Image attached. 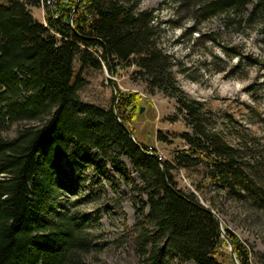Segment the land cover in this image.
<instances>
[{"label": "trees", "instance_id": "obj_1", "mask_svg": "<svg viewBox=\"0 0 264 264\" xmlns=\"http://www.w3.org/2000/svg\"><path fill=\"white\" fill-rule=\"evenodd\" d=\"M56 1L60 17L48 11L42 24L25 0H0V264H83L80 223L61 210L57 198L67 187L65 180L71 179L62 162L69 159L81 171L79 162H91L92 149L108 158L113 148L126 151L146 180L139 192L147 195V202L141 201L139 212L149 208L146 219L155 226L151 232L142 223L132 228L141 254L135 264H232L222 250L219 220L194 192L178 189L173 163L131 138L114 103L105 109L84 103L79 96L84 81L76 75V61L83 69L105 64L112 73L118 66H135L152 90L177 98L188 115L201 120L200 104L184 98L173 59L158 46L154 35L158 16L123 0H66L67 5L65 0ZM253 1L199 0L195 15L200 22L219 15L230 22ZM256 1L248 21L264 9V0ZM228 55L239 58L236 68L251 60L236 50ZM137 100L133 94H120L118 111L127 113ZM120 118L125 123L124 115ZM20 122L39 124L8 136L11 126ZM196 129L200 136L184 135L190 148L174 161L185 167L206 160L209 180L229 192L239 186L264 207V187L238 151L207 136L201 123ZM111 165L126 175L117 158ZM96 170L106 172L102 164ZM227 236L240 263L251 264L245 245L233 233Z\"/></svg>", "mask_w": 264, "mask_h": 264}, {"label": "rangeland", "instance_id": "obj_2", "mask_svg": "<svg viewBox=\"0 0 264 264\" xmlns=\"http://www.w3.org/2000/svg\"><path fill=\"white\" fill-rule=\"evenodd\" d=\"M123 1L158 16L155 26L159 29L154 33L158 46L172 57L174 77L184 98L200 104L201 120L188 115L177 98L152 90L140 79L135 66H118L112 73L105 64L101 69H83L76 61V75L84 81L79 91L82 102L109 109L120 94L139 97L127 113L118 111L120 117L124 115L128 131L135 140L146 144L150 153L155 150L161 160L173 163L171 172L178 189L194 192L204 206L218 215L225 235L233 233L245 245L251 264H264V207L259 200L239 186L229 192L209 180L206 160L187 163L185 167L174 161L180 151L190 148L184 135L199 137L196 125L201 123L207 136L238 151L240 160L249 164L246 167L253 169L255 180L264 187V9L248 21L257 5L254 0L232 15L230 22L223 15L200 22L194 8L199 0H182L180 4L174 0ZM25 2L34 19L46 24L45 15L52 12L46 1ZM233 49L250 57V63L236 68L239 58L228 55L233 54ZM38 124H14L7 135L13 137L17 130ZM91 154V162H79L81 171L69 159L62 162L71 179L65 180L67 187L57 194L61 210L80 223L85 244L81 261L135 264L141 254L132 228L142 223L148 231H155L146 219L149 208L143 214L139 212L141 201L147 202V195L139 192L145 189L146 180L126 151L113 148L108 158L97 149H92ZM112 158H117L120 171H126V175L113 168ZM100 164L105 166L104 174L96 170ZM222 238V250L235 264L230 245Z\"/></svg>", "mask_w": 264, "mask_h": 264}, {"label": "water", "instance_id": "obj_3", "mask_svg": "<svg viewBox=\"0 0 264 264\" xmlns=\"http://www.w3.org/2000/svg\"><path fill=\"white\" fill-rule=\"evenodd\" d=\"M77 8H78V4H77V6H76V8H75V11L77 10ZM71 25L73 26V23H72V22H71ZM116 95H117V92H116ZM115 112H116V116H117L119 122H120V123L122 124V126L126 129V131H127L128 134L131 136V138L135 141V139H134V137L132 136V134L128 131V129H127L126 126L124 125L123 121L120 119L119 112H118V108H117V102L115 103ZM164 172H165V171H164ZM214 215H215L216 218L219 220L220 227H221V231H222V236L225 237V238L227 239L228 244L230 245V251H231V253H232V256H233V259H234V263H235V264H240L239 261H238V259H237V257H236L235 250H234L232 244L230 243V241L228 240L227 236L225 235V233H224V231H223V229H222V223H221L220 218L218 217L217 214L214 213ZM228 230L231 231L230 229H228Z\"/></svg>", "mask_w": 264, "mask_h": 264}, {"label": "built area", "instance_id": "obj_4", "mask_svg": "<svg viewBox=\"0 0 264 264\" xmlns=\"http://www.w3.org/2000/svg\"><path fill=\"white\" fill-rule=\"evenodd\" d=\"M71 1H73V0H70V2ZM66 4H69V2L68 1H64ZM46 5L47 6H49L50 7V9L52 10V12H53V10L55 11V12H57V16H55L56 18H58L59 16H60V13H59V11H58V7H57V1L56 0H48V2H46ZM54 12V13H55Z\"/></svg>", "mask_w": 264, "mask_h": 264}, {"label": "bare ground", "instance_id": "obj_5", "mask_svg": "<svg viewBox=\"0 0 264 264\" xmlns=\"http://www.w3.org/2000/svg\"><path fill=\"white\" fill-rule=\"evenodd\" d=\"M48 2V1H47Z\"/></svg>", "mask_w": 264, "mask_h": 264}]
</instances>
